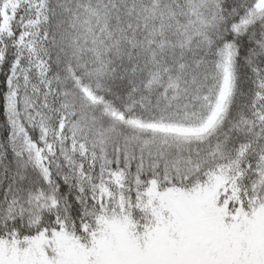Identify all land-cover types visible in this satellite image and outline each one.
<instances>
[{"label":"snow or ice","instance_id":"6c2138e0","mask_svg":"<svg viewBox=\"0 0 264 264\" xmlns=\"http://www.w3.org/2000/svg\"><path fill=\"white\" fill-rule=\"evenodd\" d=\"M0 264H264V0H0Z\"/></svg>","mask_w":264,"mask_h":264}]
</instances>
